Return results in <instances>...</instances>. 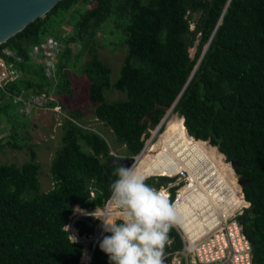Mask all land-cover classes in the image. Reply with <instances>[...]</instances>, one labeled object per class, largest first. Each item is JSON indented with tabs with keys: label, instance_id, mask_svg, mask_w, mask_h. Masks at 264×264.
Segmentation results:
<instances>
[{
	"label": "trees",
	"instance_id": "16d2710c",
	"mask_svg": "<svg viewBox=\"0 0 264 264\" xmlns=\"http://www.w3.org/2000/svg\"><path fill=\"white\" fill-rule=\"evenodd\" d=\"M65 25L71 33L62 39L65 48L48 77L29 50L48 35L59 40ZM105 31L118 35L113 45L124 47L114 77L92 45ZM68 43L75 44L74 52ZM86 48L88 58L81 63ZM0 59L17 72L0 87V120L8 126L0 148L27 151L18 165L0 163V264H81V245L64 229L73 205L87 210L103 204L118 178L117 160L140 151L168 108L177 116L151 149H159L158 156L177 133L229 184L234 177L221 154L188 135L216 146L226 161H238L233 171L245 180L246 206L235 220L250 244L251 264H264V0H58L0 43ZM80 78L92 117L109 129L123 153H112L99 132L82 125L80 108H73L61 122L60 144L50 159L52 187L42 191L36 153L26 143L35 124L23 120L22 101L51 94L55 100L47 105L57 102L64 109L61 97H72V82ZM110 90L123 97L107 100ZM153 163L142 169L149 172ZM169 179L149 177L147 183L157 187ZM74 225L79 235L92 233L84 219ZM106 235L96 241L88 264H109L99 248ZM169 237L165 250L180 247L174 229Z\"/></svg>",
	"mask_w": 264,
	"mask_h": 264
},
{
	"label": "built area",
	"instance_id": "2783aa9c",
	"mask_svg": "<svg viewBox=\"0 0 264 264\" xmlns=\"http://www.w3.org/2000/svg\"><path fill=\"white\" fill-rule=\"evenodd\" d=\"M63 29L59 40L48 35L43 38L39 46H32L29 50L31 59L43 64L44 72L48 77L52 76L57 54L65 48L62 39H65V36L71 33L70 26L65 25ZM67 46L71 50L76 48L73 43H68ZM3 52L12 55L8 50H3ZM14 59L19 60L18 57H14ZM16 76L17 72L11 71L5 62L0 59V87ZM18 99L19 97L14 98V100ZM49 100H55L54 96L36 93L30 100L22 101V103L24 109L49 107L58 112L60 105L55 102L52 106H48L47 102ZM171 113V108H168L163 118L154 127L151 137L146 141L144 140L145 142L140 151L129 157L128 166L138 168L142 157L147 154L154 155V159L150 158L151 162L154 161V163L160 164L158 159L162 160L163 158L162 155H156L159 149L154 152L151 149L156 143L153 142V136L161 130L163 121ZM175 116L177 115L175 114ZM162 129L164 130L165 126ZM188 136L192 140H197L190 135ZM171 137H173L172 133L168 138ZM177 141L175 146L171 143L170 147H167L169 154L165 153V155L170 156V159L166 162L165 168L167 171L165 174L142 172L149 177L165 176L170 178L165 184H160L155 188L158 190L163 188L170 202L175 206L183 199L185 193H189V197L184 198L183 206L178 210L180 224L174 227L181 245L178 248H168L165 251V258H168L165 264H251L250 244L235 220V216L246 206V202L234 173L232 172L237 188L232 184L229 188L217 178V172L206 165L202 161V157H199L193 148L184 147V145L179 146L180 142ZM199 141L206 143V141ZM205 146H209L218 152L214 145L207 143ZM220 159L225 162L222 155ZM225 163L230 168L229 163ZM208 172L212 174V177L207 176ZM173 188L174 192L171 196ZM117 211L111 201V193L100 207L94 209L86 210L78 205H73L64 229L67 230L68 236L73 242L81 245V255L85 248L86 257L83 260L79 259L81 264H88L96 241L105 234L103 223L99 219H104L105 214H107L108 219H114L113 214ZM79 219H84L88 225L93 227L92 233L87 235L90 236L89 245L87 244L88 240L85 239L87 236L77 233L74 224Z\"/></svg>",
	"mask_w": 264,
	"mask_h": 264
},
{
	"label": "clouds",
	"instance_id": "9594fccd",
	"mask_svg": "<svg viewBox=\"0 0 264 264\" xmlns=\"http://www.w3.org/2000/svg\"><path fill=\"white\" fill-rule=\"evenodd\" d=\"M224 161L230 162L225 157ZM230 168L236 177L231 165ZM116 175L110 191L118 211L114 219H108L107 214L99 219L103 231L109 234L99 243L100 251L108 257L109 264H165L169 234L180 224L175 204L163 188L149 185V176L133 166L119 164Z\"/></svg>",
	"mask_w": 264,
	"mask_h": 264
},
{
	"label": "rangeland",
	"instance_id": "374dc122",
	"mask_svg": "<svg viewBox=\"0 0 264 264\" xmlns=\"http://www.w3.org/2000/svg\"><path fill=\"white\" fill-rule=\"evenodd\" d=\"M107 28V27H106ZM114 37H118L117 34H114ZM114 37L108 31H105L103 34L100 32L96 34L92 45L95 48V51L99 58L108 64L112 70V77L117 74L118 66L121 62V58L124 54V47L120 44L113 45ZM189 54H193V48H190ZM74 52V50L72 51ZM88 58L87 48L82 52L79 62H84ZM74 72L71 74V77L75 76L76 70L78 69V64L76 66H72ZM72 91L74 92L72 97L67 98V96H62L61 101L64 102V109L60 106L59 111H53L49 107H45L42 109L37 108H26L23 109V120L28 124H35V127L30 130V139L26 141L28 145L36 153V161L39 164V173L38 178L40 181V188L42 191H47L52 187V182L49 176V164L50 159L53 156L54 151L60 144V135H61V122L63 118L67 117V111L73 108H80L83 112V116L81 117V122L84 127H87L91 130L99 132L101 136H103L110 145L111 152L114 153L116 156H120L123 153V147L117 145L113 141V135L109 129L103 125L101 122L96 121L91 115V108L92 104L87 101L86 97V81L83 79L73 80L72 82ZM105 97L107 100L115 99L123 97V94L115 91L110 90L105 92ZM167 110H165L163 116L165 115ZM175 115L172 112L166 119L163 121L161 125V130L157 132L153 136V142L155 143L161 135H163L169 126L170 117ZM161 117V119L163 118ZM160 121V120H159ZM177 122V121H175ZM159 123V122H158ZM165 129L163 130L162 128ZM179 125L175 126L178 128ZM180 127V126H179ZM7 124L0 120V137L6 135L7 133ZM163 130V131H162ZM23 131V130H21ZM154 131V128L149 129L148 136L146 137L145 141L151 137L150 135ZM159 134V136H158ZM201 140V139H197ZM144 141V142H145ZM209 143L207 140H202ZM191 142H198V141H191ZM161 145V144H160ZM211 145V144H210ZM186 147V146H185ZM209 147V146H208ZM210 148V147H209ZM165 153H168V148L166 146L165 149L158 155H162V160L158 159L160 164L153 163L149 172L150 173H166V162L170 159V156H166ZM27 158V151L25 148L20 149H13L8 146H4L0 148V163H12L15 165L20 164L22 161L26 160ZM223 160V158H222ZM85 239L89 240L90 236H87ZM85 248L83 250L84 254ZM82 254V256H83Z\"/></svg>",
	"mask_w": 264,
	"mask_h": 264
},
{
	"label": "water",
	"instance_id": "95a60500",
	"mask_svg": "<svg viewBox=\"0 0 264 264\" xmlns=\"http://www.w3.org/2000/svg\"><path fill=\"white\" fill-rule=\"evenodd\" d=\"M58 0H0V43L21 30L32 20L42 16ZM146 116H142L141 120ZM119 164L128 166L130 158L118 159ZM232 167L238 161L229 162ZM238 185L245 180L236 174Z\"/></svg>",
	"mask_w": 264,
	"mask_h": 264
},
{
	"label": "bare ground",
	"instance_id": "6f19581e",
	"mask_svg": "<svg viewBox=\"0 0 264 264\" xmlns=\"http://www.w3.org/2000/svg\"><path fill=\"white\" fill-rule=\"evenodd\" d=\"M173 138H175V139H173ZM176 140H178L177 142H180V144H179V146H181V145H184L183 144V142H182V140H181V137L177 134V133H175L174 135H173V137H171V139H170V141H169V143L167 144V147H170V145H171V143H172V145H176ZM172 141V142H171ZM199 141V140H198ZM185 142V141H184ZM196 144L198 143V142H195ZM187 144V143H186ZM204 144V143H203ZM205 145V144H204ZM184 147H185V145H184ZM176 149V148H175ZM158 153H156V155H157ZM197 154V153H196ZM198 155V154H197ZM154 156V155H153ZM198 156H200V155H198ZM211 160V159H210ZM202 161L206 164V165H208V163H209V160H203L202 159ZM150 162V158H149V155H145L144 157H142V159H141V162H140V164L138 165V168H136L135 170L136 171H138V172H148V171H145V170H143L142 169V167L144 166V165H146V164H148ZM143 163H145L144 165H143ZM164 167H166V166H164ZM211 168H212V165L210 166ZM230 171L232 172V170L230 169ZM150 173V172H149ZM213 173V172H212ZM217 174L218 175H221V177H223L224 179H225V184L227 185V187H229L230 188V185L232 184L233 186H235L236 187V185H235V183L233 182V183H228V181H227V175H225V174H222V173H220V172H217ZM207 176H210V177H212V174L210 173V172H208V175ZM237 188V187H236ZM189 197V193H185L184 194V196H183V199L176 205V208H177V211L178 210H180L181 209V207L183 206V203H184V198H188ZM83 254V253H82Z\"/></svg>",
	"mask_w": 264,
	"mask_h": 264
},
{
	"label": "crops",
	"instance_id": "0c3cea01",
	"mask_svg": "<svg viewBox=\"0 0 264 264\" xmlns=\"http://www.w3.org/2000/svg\"><path fill=\"white\" fill-rule=\"evenodd\" d=\"M173 229H174V228H173ZM174 230H175V229H174ZM175 232H176V231H175ZM170 241H171V237H170ZM170 243H171V242H170ZM170 243H169V244H170ZM169 244L166 246V248L169 246ZM166 248H165V249H166ZM165 251H166V250H165ZM81 259H82V255H81Z\"/></svg>",
	"mask_w": 264,
	"mask_h": 264
}]
</instances>
